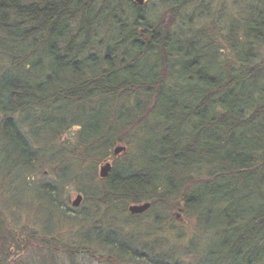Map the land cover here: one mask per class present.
Wrapping results in <instances>:
<instances>
[{"label": "trees", "instance_id": "obj_1", "mask_svg": "<svg viewBox=\"0 0 264 264\" xmlns=\"http://www.w3.org/2000/svg\"><path fill=\"white\" fill-rule=\"evenodd\" d=\"M209 1L0 0V264H264V10Z\"/></svg>", "mask_w": 264, "mask_h": 264}, {"label": "rangeland", "instance_id": "obj_2", "mask_svg": "<svg viewBox=\"0 0 264 264\" xmlns=\"http://www.w3.org/2000/svg\"><path fill=\"white\" fill-rule=\"evenodd\" d=\"M147 1H151V0H147ZM153 1V0H152ZM209 1V0H208ZM211 2V6L216 8V13L219 12V14H221L222 16V21L224 23V25H222L220 23L219 25V29H226V26L228 29H261L256 28L255 26L253 27H248V20L250 19V17L253 15H258L259 12H262L261 10H264V0H212L209 1ZM208 2V4L206 6H208L210 3ZM261 5V6H258ZM212 7V11L211 14L214 12V8ZM258 11V12H257ZM202 13H204L202 11ZM200 12L197 11V15L202 14ZM204 22V20H202L200 23ZM117 148H123V151H121L120 153L116 154L115 150ZM114 154L118 157L119 160H122L123 157H126L128 154V149L126 146L122 145H118L117 147H115L114 149ZM106 163H110L113 165V161L112 159H108L106 162H103L101 164H99L95 170V172L97 173V175L100 177V173H101V169L102 167L106 164ZM109 176V175H108ZM101 178V177H100ZM79 196V193L76 191H71L70 192V202H71V206L75 209H78V212H83L84 209V204H85V200L83 198V200L80 202V204L78 206H74L73 203L77 200ZM150 203V202H149ZM136 204H142V203H135V204H131L129 205L126 210L128 212V215H131L132 217L123 214L119 216L122 219H129V223H122L121 221H118V225L123 227V230L125 231V233H132V235H136L138 236V238L142 236V240H148L150 238V236L152 235L151 232H149V220L145 221L147 219H149L150 216L154 215L157 213L156 209H152L150 207V209H148L145 213L141 214V215H133L130 212V207L132 205H136ZM152 209V210H151ZM107 211V210H106ZM119 211V210H118ZM174 214L172 215V217L174 216V220L177 217V213L179 214L180 212H173ZM183 215V214H182ZM178 217V220L176 221L177 223L175 224V227L178 228L176 229H170L171 225L170 223H173V220H168L169 222L163 226V230L162 232H160L159 237H167V235H174L173 232L179 231L181 230L183 227V232L191 234V232L194 233V230H196V220L195 219H185L188 217H185V215ZM137 216H143L144 218V225L139 224L138 220L139 219ZM127 219V220H128ZM136 221V222H135ZM183 221V222H182ZM116 223V224H117ZM183 226V227H182ZM173 230V231H170ZM184 234V233H183ZM150 235V236H149ZM162 235V236H161ZM157 236V235H156ZM188 236V237H187ZM185 234V238L180 240V243L183 245H186L188 240H189V235ZM91 244H94L97 246V243L95 241H91ZM94 262V261H91ZM96 264V263H93ZM105 264H109V263H105Z\"/></svg>", "mask_w": 264, "mask_h": 264}, {"label": "water", "instance_id": "obj_3", "mask_svg": "<svg viewBox=\"0 0 264 264\" xmlns=\"http://www.w3.org/2000/svg\"><path fill=\"white\" fill-rule=\"evenodd\" d=\"M139 4H143L145 2V0H136ZM121 151H123V148H117L115 150V153L118 154L120 153ZM111 164L110 163H107L105 164L102 169H101V177L102 178H106L110 171H111ZM82 201V196L79 195L77 200L73 203L74 206H78L80 204V202ZM151 204L150 203H147V204H136V205H132L130 207V212L133 214V215H140V214H143L145 213L149 208H150Z\"/></svg>", "mask_w": 264, "mask_h": 264}, {"label": "bare ground", "instance_id": "obj_4", "mask_svg": "<svg viewBox=\"0 0 264 264\" xmlns=\"http://www.w3.org/2000/svg\"><path fill=\"white\" fill-rule=\"evenodd\" d=\"M147 203H149V202H143L142 203V205H144V204H147ZM151 204V203H150ZM151 207V206H150ZM150 209V208H149ZM149 232H151V233H153L151 236H150V238L148 239V240H151V239H154V237L156 236V235H160V234H157L158 232H156V228L154 227V226H151V225H149Z\"/></svg>", "mask_w": 264, "mask_h": 264}]
</instances>
